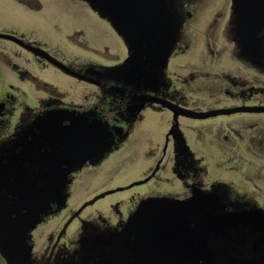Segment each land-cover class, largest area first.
I'll list each match as a JSON object with an SVG mask.
<instances>
[{
    "label": "flooded vegetation",
    "instance_id": "obj_1",
    "mask_svg": "<svg viewBox=\"0 0 264 264\" xmlns=\"http://www.w3.org/2000/svg\"><path fill=\"white\" fill-rule=\"evenodd\" d=\"M55 1L0 0V240L27 235L0 260L264 264V30L260 54L246 52L224 0L202 55L183 62L197 0H179L178 42L146 85L121 74L129 48L106 19L83 0L73 1L105 27L81 10L59 14ZM75 122L77 133L99 127V146L68 175L66 204L37 222L16 177L74 137Z\"/></svg>",
    "mask_w": 264,
    "mask_h": 264
},
{
    "label": "water",
    "instance_id": "obj_2",
    "mask_svg": "<svg viewBox=\"0 0 264 264\" xmlns=\"http://www.w3.org/2000/svg\"><path fill=\"white\" fill-rule=\"evenodd\" d=\"M83 1L110 23L129 48V56L119 68L125 80H138L146 85L158 82L169 65L184 24L179 0ZM233 1L242 48L258 56L264 49L260 37L264 30V0ZM77 127L75 122L74 129H71L75 130L74 137L64 136L58 149L50 145L39 159H34L33 166L30 164L31 171H23L22 168L16 183L13 182L18 192L24 194L28 212L38 216L37 222H40V214H46L52 203L61 206L66 204L68 175L79 164L85 163L84 159H89L84 155L85 152L95 153L94 149L99 146L101 138L95 133L101 130L99 127L91 128L90 133L81 128L80 133H77ZM43 136L50 142L58 138L54 130L48 134L43 132ZM37 166L40 169L35 173ZM21 189L25 192L21 193ZM24 234L14 236L11 240L2 238L0 248L3 254L8 255L7 252L14 248L13 244H18ZM208 240L205 237L204 244ZM23 259L28 260L29 255H24Z\"/></svg>",
    "mask_w": 264,
    "mask_h": 264
},
{
    "label": "rangeland",
    "instance_id": "obj_3",
    "mask_svg": "<svg viewBox=\"0 0 264 264\" xmlns=\"http://www.w3.org/2000/svg\"><path fill=\"white\" fill-rule=\"evenodd\" d=\"M224 0H197L196 7H197V15L194 18V22L192 23V27L190 30H188L189 33H191L194 37V45L192 49L184 56H181L183 62L186 60L192 59L195 60L196 58H199L202 54L200 51V48L206 43L208 40V34L211 26V21L213 16L218 12L219 9H222ZM12 9V8H11ZM47 11L48 8L46 7ZM52 10L58 12L59 14H63L64 11L74 12L81 10V16L85 17L87 21L95 24V26L105 27L104 24L98 22L94 15L90 13L89 9L83 6L82 4L78 3L77 1L73 0H56L54 2V6H52ZM8 18H11L13 21V17L11 15H8ZM24 24H22L23 26ZM27 27V26H25ZM212 32V31H211ZM223 40V39H222ZM75 53H81L83 55L88 54L87 51L82 49H75L73 50ZM175 62V60H174ZM150 121H153L150 119ZM105 169V167H104ZM134 171H131L129 175H132ZM100 179H104L103 173H100L98 177L95 178V181H99ZM126 179V176L123 177H117L115 179L114 184H120L121 182H124ZM264 180V176L262 177ZM83 193V190L81 188L77 189L75 191V196H80ZM75 202V199H72L70 202ZM71 207V205L69 204ZM0 264H4L3 261L0 260Z\"/></svg>",
    "mask_w": 264,
    "mask_h": 264
}]
</instances>
